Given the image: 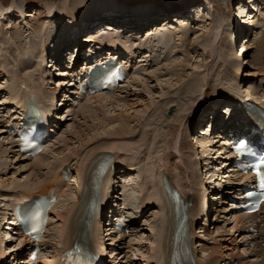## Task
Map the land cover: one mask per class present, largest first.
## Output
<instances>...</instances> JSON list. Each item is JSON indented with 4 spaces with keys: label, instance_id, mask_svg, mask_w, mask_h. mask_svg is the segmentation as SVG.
Instances as JSON below:
<instances>
[{
    "label": "rangeland",
    "instance_id": "rangeland-1",
    "mask_svg": "<svg viewBox=\"0 0 264 264\" xmlns=\"http://www.w3.org/2000/svg\"><path fill=\"white\" fill-rule=\"evenodd\" d=\"M82 1L83 0H0V4L3 6L5 13H7L6 18L0 23V61H5V64H1L0 62V70L2 69V65L7 66L8 68H13L12 71L8 69L6 71H0V100H2L1 102L4 100L6 101V103L3 102L4 104L0 105V130H5V119L7 116L16 114V105H13L10 101L12 95L10 93L11 89L7 88L11 79L15 78V72L17 73L18 71L19 73L25 74L27 71V73H30L31 75L37 73L38 81L41 84H45V87L48 88L49 92L54 88L57 90V85L54 83L56 82L58 84V80L64 79V76L60 77V69L66 67L70 70L69 67L71 66V60H73L76 55H78L79 58L77 62L78 66V64L83 61L86 49L91 45H95V42L87 41V39L93 37L89 36L85 38V42L87 41L85 47L87 48H83L80 51H78L80 46H78L77 49L75 47L66 49L67 52H63V63L59 64L55 63L56 60H54V57L56 56L55 49L57 47L54 44L55 42L53 41V43H51L52 40L49 39L48 41H51L50 44L55 47H52L51 45L48 54L49 57H47L48 59H46L45 64L41 65L44 61L40 63L42 67L40 69L42 71L43 69L47 70V74L42 71L40 72L38 65H35V63H38V58L36 57L37 52H35L36 56L28 53L32 52V43L41 44L44 42L43 40L47 39L45 37L46 33H51L53 37H57L64 31V28L67 27V25H72L74 29L73 15L75 10L77 11L81 8H85L84 10H86L88 14L90 13L91 16L100 13L99 11L102 12V15L100 14L96 17L90 18L89 23H92L96 18H103L106 15L111 16L112 18L121 16L125 13L118 11L121 7H127L131 12L135 9H140V11H142V14L140 15L145 16V18L146 16L155 15L156 12L164 11L160 20L151 22L149 26L141 31H131L128 26H122L120 27L121 30L119 28L117 30V27L110 25V23L108 24L107 21L104 22L106 25V29L104 30L105 34L114 33L113 35L116 39L119 38L127 42L126 45L124 41L121 40V45L123 49L128 50L131 59H134V68L131 71L128 80L120 89L121 91H118L114 96L105 94L103 97L110 98H105V101L103 100L102 103L101 100L97 103L96 100L91 99L90 101L89 99H86L82 104L75 105L73 101H67L64 96L60 97V101H62V104L59 103V112H61V129L57 132L55 141L47 146L46 150L48 149L49 151H45L46 156L48 154L50 159L53 161L55 160L53 165H61L67 160V164H71L73 167L78 168L82 166L88 158L90 159L94 156L92 153L95 148L97 149L113 143H132V147H129L132 148L130 149L131 151L120 152V154H125L124 159L126 158V163L122 164V169L117 167V172H115L111 178L109 177L110 180L107 189L110 188L109 192L114 194V201L118 205H126L128 202L129 205L133 206L134 203L133 207H135V209L132 207V210L128 211L132 213V217H135V214H137L136 208L142 205L143 201L151 203L149 207L153 206L151 212L137 222L136 226L138 229H136L131 236L126 237V242L124 244L125 249L128 246V249L124 251L126 255L124 258V264H146V259L148 257L151 258L152 262L153 257L158 255L159 241L157 231L160 226L159 221L163 211L161 205L156 200L148 201L144 198H147L145 197L147 193L150 194L151 191H156V188L158 187L156 180L159 177L160 169L157 167H159V163H161L159 162L160 157L167 154L166 152L168 150H164V146L169 142V138H165L167 136L166 132H170V124L176 122L174 119L175 117L170 116L169 112L172 108L174 109V112L171 115L180 114L181 116V114H187L188 111H184V113L181 111L178 113V110L181 108V103L185 101L192 106L196 101L195 99L198 97L202 98L200 95L201 91L198 88L202 86V83H205L203 82V79H206L209 82L208 84L218 81V86H223L221 90L224 89V91H227V93L232 95H235L236 92H244L248 94V92L251 91L250 89H254L261 84L264 85V0H255L254 3L251 2L252 5L246 4V11H255V24L247 30V37L235 42L232 41L230 33L233 30L235 21L244 15L240 14L237 16L236 13H234V9L237 7L236 2L238 0H195L194 2L202 7L194 8L190 11L188 19L186 18V14L183 13L184 10L179 8L187 5L185 7L187 9L190 4L189 2H192V0H88L89 2L87 3H82ZM204 1L206 4L208 3V5H210L209 2L212 3L205 9V11L203 10V7H206L205 3L203 4ZM257 5L261 6L259 7V11L256 10ZM175 8L178 10L173 11ZM50 10L54 12L52 14L53 18L50 17V12H48ZM146 10L148 12L151 11V13H148V15L147 13L143 14ZM62 11L66 12L64 17L65 20L60 18ZM104 12L108 13L104 15ZM67 16L69 17L67 18ZM194 18L197 19L194 20ZM128 21L129 19L126 18L123 24L127 25L126 23H128ZM87 23L88 22L85 24ZM99 23L100 22H97L96 24L93 23L91 27L93 28L95 25H99ZM215 29H217V31L220 30L217 35L218 38L214 36ZM176 31L177 33L174 34L173 32ZM162 32H164L166 36L165 38L162 37L160 40L158 38V40H155L154 38L148 37L151 35L150 33L161 35ZM64 34L65 31L62 35ZM99 36H101V34ZM162 41L164 44L160 43ZM229 41L234 45V49L228 44ZM115 45L116 44H111L113 47H115ZM228 45L231 46V50H233L230 53L227 48ZM5 46H8L11 49L14 56V62H12V64L9 60L7 61L3 58H6V53L2 50ZM243 46L246 50L244 53H242ZM161 48L163 52H160ZM237 49L239 50L238 53ZM73 50L76 53L75 56L72 54ZM210 52L213 53L212 57H209L211 54ZM240 54L242 56L239 58ZM238 58L239 60L237 61ZM27 60L30 61L27 62ZM52 60H54V62H52ZM53 64L54 66L51 67ZM1 72L3 73L1 74ZM42 75L44 76V80L42 79ZM232 76L234 77L233 80H237V82L229 81L228 78L232 79ZM45 79L49 82H47L48 84L45 83ZM193 80L195 81L194 83H196V86L193 88L194 91H192V96L189 97L188 95H185V91L181 93L179 86L181 85L183 88L187 83L190 85ZM37 84L40 88V84ZM192 85L193 83L190 87H192ZM185 87L186 90L190 89L187 88V85ZM261 88L264 89L263 86H261L260 89ZM260 92L264 94V91ZM212 98L213 99L210 100L206 107V116L201 119L202 124L199 125L200 128L205 127L209 117L212 118L211 112H214L213 107L216 105V103H214L215 97ZM181 99L183 101H181ZM228 102H230V100ZM131 104H133V108H131ZM197 106L198 105H196L195 108ZM195 108H193V110H195ZM197 110L198 109H196V111ZM121 114L126 118V125L128 124V127L132 130L134 129L135 132L127 133L124 137L112 136L109 134L112 129H114L115 133V131L119 128L121 129V126H123ZM203 132L200 134L204 136ZM195 133L196 128L193 129L192 133L189 134L187 138L190 143L192 142L193 144L194 142V145H197L194 136ZM90 136L92 137L91 141L88 140L91 138ZM3 138H5V136L2 135L0 137V215L7 210V203L10 204L8 198H14L24 190V187L21 184L22 182L27 181L28 184L35 187L36 184L39 183V180L42 181V179H45V176L49 174V171L42 168L43 170L38 171L42 174V176H40L41 174L39 175L40 179H37V177L31 179L36 168L31 167L34 165L33 161L21 159L22 156L20 157L14 152V144L8 143V141ZM212 138L218 140V137ZM65 141L68 143V146ZM219 147L220 146H217V148ZM107 152L116 154L115 150H107L106 153ZM198 155L199 157H202L201 154ZM172 158L173 162L178 161L176 157L173 156ZM127 163H133L134 165L129 166ZM190 163L192 164L190 170L192 173L190 174L192 179L195 180V177L200 179L197 175L198 170L194 172L193 163ZM201 163L203 165V162ZM171 169V179L174 182L175 187L178 189V172L174 168ZM43 172L45 174H43ZM194 183H192V186H196L195 181ZM68 185L69 187H65L67 190L60 197L61 201L52 213V233L44 242L48 245H45L47 248L45 255L48 256L52 255V250H55V247L51 242L55 240V238H58L62 229L58 227L63 224V219H59L60 217H57V215L64 214L66 208L68 207L69 209V206L78 194V185L75 183H70ZM70 187L71 189L68 190ZM146 187L148 190L143 193V190L146 189ZM113 189L115 190L114 192ZM194 190L197 193L196 187ZM128 192L129 195H124V193ZM127 197L130 201L127 200ZM132 197H136V202L132 200ZM217 205V202H214V209ZM197 212L199 213V219L197 220L198 226L196 227V231L199 237H196V241L199 249L198 253H200V259L208 258L209 253L211 252L213 255L215 254L214 257L217 255L218 259L216 264H225V262L226 264H237L240 261L244 264L252 259H247V255L245 259H241V257L237 260H235V258H226L228 255L227 253H239L242 250L240 248L238 251L235 246L236 244L239 246L241 243L239 242L240 238H237L238 234H235V236L233 235L232 224L235 226L236 223H228L229 219H223L222 215L218 217L221 218L218 221V218L216 219L217 213L213 211L210 214L211 218L209 221L212 226H207L209 228V236L203 237V233H200L199 230H202L201 228L204 226L203 221L205 220V217L203 218V214L200 213V211ZM159 213L160 215L158 216ZM156 218L157 225L155 226L157 230L156 232H150V226L148 225L154 224ZM4 230L6 229L4 228ZM5 234L8 236V233L5 232ZM236 239H238L237 241L239 243H236ZM153 241H155L154 244H152ZM10 246L13 247L12 244H10ZM22 252L23 251H21L20 254H22ZM214 263L215 262L212 264Z\"/></svg>",
    "mask_w": 264,
    "mask_h": 264
},
{
    "label": "bare ground",
    "instance_id": "bare-ground-1",
    "mask_svg": "<svg viewBox=\"0 0 264 264\" xmlns=\"http://www.w3.org/2000/svg\"><path fill=\"white\" fill-rule=\"evenodd\" d=\"M89 1H91V0H89ZM89 1L88 0H83L82 3H84V2L87 3ZM211 4L212 3L210 2V5ZM85 5H87V4H85ZM242 6H243L242 12L239 11L240 8L237 9V7H235L234 13H236L237 16H239L240 14H244L239 19V21H242V19L245 18L244 19V22H241V24L244 27V25L248 22L247 21L248 14L250 13V14L253 15V11H250V10H247L246 11V9H245V7H247L246 4H243ZM182 7L179 8V9L185 10ZM84 9L81 8L80 10H77V11L75 10L74 15H73L74 16L73 17V23L75 25L74 26V29H73L72 25H67V27L64 28V31H65V34L64 35H62V33L64 31L62 33H60V35L57 36V37H55V36L53 37L51 35V33H46L45 34L46 35L45 37L47 39L44 38L45 39V40H43L44 42H42L41 44L40 43L39 44L38 43H36V44L35 43H32L31 44L32 52H28V53L30 55H35V52H37L36 53L37 56L36 55L35 56L38 58V63L39 64L38 63L37 64L35 63V65H38V69L42 68L41 65L45 64L46 59H48L47 57H49L48 54H49V51H50L51 45H52V44H50L51 41H48L49 39L52 40L51 43H53V41H54L55 42L54 44L57 47L56 48L57 51H55L56 52L55 53L56 56L54 57V60L58 57L57 58L58 61L55 62V63L62 64L63 63L62 62V57L64 56L63 55V52L64 51L67 52L66 49H69L70 46L72 45V41H68L67 39H71L70 37L73 38L75 35H77V38H80L79 33H78V30L73 35H71L72 32L76 30L75 27H77V26L82 27V24H85L87 21L89 23V21H90L89 19L90 18L96 17V16H98L100 14L102 15V12L99 11L100 13L95 14L94 16H91L90 13L88 14L87 11L84 10ZM175 10H178V9L177 8L173 9V11H175ZM118 11L125 12V13L123 15H121L119 18H116V17L112 18L111 16L106 15L102 19H104V21L105 20L106 21H110V23L113 26L117 27V30H118V28L120 29V27H122L123 25H125V24H123L124 17H129L130 16L132 18L134 16L135 18H132V19L129 18V22H130L131 25L133 24L134 30H136V31H141L143 28L147 27L150 24V22H152V21L160 20L161 15L164 12V11L156 12L155 15L153 14L152 16L150 15V16H148V17L145 18V17H142L141 15H139V14H142V11H140V9H137V10L135 9L134 11L131 12L130 9H128L127 7H121L120 10H118ZM48 12H50V17L53 18L52 14L54 12L51 11V10L48 11ZM167 12H169V11H167ZM65 13L66 12H64V11L61 12V17L60 18L63 19V20H65V18H64L65 17ZM107 13L108 12H106V13L104 12V15L107 14ZM145 13H147V15H148V13H151V11L148 12L146 10V12H144L143 14H145ZM6 15H7V13H5V10H4L3 6L0 4V23L2 21V18L3 19L6 18ZM255 16L256 15H254V17ZM68 17L69 16H67V18ZM193 22H195V21H193ZM93 23L96 24L97 21L95 22V20H93V22L91 23V25ZM236 24H238V23H235V25ZM127 25H129V24H127ZM127 25H125V26H127ZM105 26L106 25H104V24L101 25V26L100 25H97V26L95 25L93 27L94 29L93 30L91 29L93 32L91 31L89 33V35H87V36H91L93 38H90L87 41L95 42V45L94 46H96L99 50H103L104 48H107V46L109 47V45H110V47L112 49L124 51L123 53L126 56H128V50L127 49H123L122 48V45H121L122 41H124V43L126 45H127V42L125 40H122V39H119V38L116 39L115 36L113 35L114 33H107V34H105V32H104V30L106 29ZM86 29L87 28H84V30H86ZM215 30L216 31H214L215 32L214 33V36L217 37V35H218V33H219L220 30L219 31H217V29H215ZM87 31L88 30H86L84 32V34L87 33ZM244 31L246 32V29L245 30L244 29L241 30L240 28H238L236 31H234V33L231 32L230 35L234 37V34L236 32L237 33H241V32H244ZM173 33L176 34L177 31L176 32H173ZM100 34H101V36H99ZM150 34L151 35H149L148 37L154 38L155 40H158V39L160 40V39H162V37L165 38V36H166L164 32H162L161 35H157L156 33H150ZM238 39H239V36L237 37V40ZM80 40H81L80 42H82V44H77L74 47L76 49H77L78 46H80V49L87 48V47H85V44L87 43V41L85 42V40L84 41L82 39H80ZM60 42L62 44H60ZM73 42L75 43L76 42V39L75 40L73 39ZM160 43L161 44L162 43L164 44L163 41L160 42ZM166 43H167V41H166ZM111 44H116V45H115V47H113V46H111ZM228 44H230L232 46V48L234 49V47H233L234 45H232V42L231 41H229ZM64 46H65V48H63ZM231 46L228 45V47H227L228 50H229V53L231 51H233V50H231ZM244 46L242 48V53H244L246 51ZM52 47H55V46L52 45ZM162 48H166V47H162ZM162 48L160 49V52H163ZM2 50H4L3 52L6 53L5 54L6 58L5 57H3V58L5 60H7V61L9 60V62H11V64H12V62H14V56L12 54L11 49L8 46H5V47H3ZM27 51H29V50H27ZM27 51H26V53H27ZM170 51H171V49H170ZM238 51L239 50L237 49V53H238ZM213 52H215V51H213ZM89 53H90V56H94L95 55V53L91 49H90V52ZM210 53H209L210 54L209 57H212L213 53L212 52H210ZM72 54H74L73 56L76 55L74 50H73ZM113 54H115V53H113ZM241 54L239 55V58L242 56ZM214 56H216V55H214ZM239 58L237 59V61L239 60ZM75 59L78 60V55H76ZM75 59H73V61ZM129 59L131 60V57ZM212 59H214V58H212ZM54 60H52V62H54ZM130 60L128 61V63H130ZM29 61L30 60H27V62H29ZM42 61H44V62H42ZM73 61H72L71 64H73ZM0 62H1V64H5V61H3V62L0 61ZM41 62H42V64L40 65ZM243 62H244V59H243ZM241 64H242V62H241ZM52 66H54V64L51 65V67ZM54 68H56V67H54ZM7 69L10 70V71H12L13 68H8L7 66L2 65V69L0 71H6ZM41 71L42 70L40 69V72ZM42 72L45 73V74H47V70H44L43 69ZM59 72H60L59 73L60 74V77L61 76L69 75V73H70L69 72V69H67L66 67L65 68H61ZM2 73L3 72H1V74ZM233 78L234 77L232 76V79L231 78H228V79L231 82H237V80H233ZM42 79L44 80V76L43 75H42ZM203 80H204L203 82H205V83L204 84L202 83V86L200 87L201 89L198 88L201 91V94L200 95H201L202 98H199L197 96L198 98L195 99L196 101L194 103L192 102L193 103L192 106H191L190 103L188 104V102H185V101L181 103V108H180V110H178V113H180L181 111H183V113H184V111H188V113L185 114V115L181 114V116H180V114L179 115L178 114L177 115H170L172 117H175L174 119L176 120V122L173 123V124H170V126H169L170 132L169 131H168V133L166 132V135L167 136L165 138H169V142L166 143V146H164V150L165 149H168L167 152H166L167 154H165L164 156H161L160 157V161L159 162H161V163H159V167L156 166L157 168L160 169L159 170L160 171L159 177L156 180V183L159 185V187L156 188V191H154V192L151 191L150 194L147 193V195L145 196L148 199H150L148 201H151V199L156 200L158 203L161 204V207H162L163 214L161 216V222H160L161 228H160L159 231H157V233H158L159 241L161 243V247L163 249L162 250L163 252H162V256H160L157 259V261H160V260H164L165 259L166 260L165 263H167V261L169 259V255H170L169 254V250H170V245H171V241H172L171 240V236H172L173 231H175V229L177 227V225H176L177 224V219L176 218H177V214L178 213L176 211H174L175 202L173 201V197L170 196L169 191L165 188L164 177L167 176L168 179H169V181L171 182L170 169L171 168L172 169L174 168V169L177 170V172H178L177 175H178L179 181H180V183H179V181L177 179L178 184H179L178 187L182 191L181 194H182V196L184 198V201L185 202H189V201H192L193 202V204L191 206H187V208H186V210H188V212L191 214L190 217H192L191 218L192 221H193L192 223H195V221L199 218V216H198L199 213L197 211H200V213H204V211L206 213V211H209V213H210V211H211L210 210V204H209L210 201H208L209 192L210 191L209 192L206 191L207 188L205 186L206 183L204 181V179L207 178V175H209L208 174L209 173L208 171H206L207 172V175H204V173H205L204 170H205V167L208 165V163L210 164V162H209V160H208L209 158H208V159H206L208 161H207V163H205V165H204L205 167L203 166L202 169H201V167H199V165L201 164V162H203V161H201V158L202 157L204 158L203 155H202V157H199L198 154H201V152L199 153V150H200V147H203V148L205 147V148L209 149V151L212 152V154L214 156L218 153V156H215L217 159L214 160V161H212V163L215 164V162H217V160L223 159L225 157L224 155H225V152L226 151H225V148L222 147V146H225V144H228V142H226V137H224L222 135H215L216 137H219L220 138V139L218 138L219 140H217L216 143L214 142V139L204 138L203 140L206 141L205 143H198V141H197V145H194V142H193V144H192V142L190 143V141H188V138L187 137L189 136V134L192 133L193 129L196 128L197 124L199 122H201L200 119H202L204 116H206V113H207L206 107L209 104L210 100L213 99L212 97H215L214 103H216V104L217 103L218 104L219 103H225L226 101H229L230 100V103H234V105H235V106L234 105H231V106L236 107V106H238V104H241V102L246 101V100L253 99L254 97L256 99L257 98L259 99V94L257 93L258 92V88H260L261 86H264L263 84H261V85L255 87L254 89H250L251 91L249 90L250 92H248V94H246L244 92H241V93L236 92L235 95L234 94L232 95L230 93H227V91H224V89L221 90V88L223 86L222 87H219L218 86V83H219L218 81H214V83L211 82L210 84H208L209 82L206 79H203ZM61 81L62 80H59L58 81V84L56 82L54 83L55 85H57V90H55V88H54L52 91L49 92L48 91V88L45 87V84H41L38 81L37 73H35V75H33V74L31 75L30 73H27V71L25 72V74L19 73L17 71V73L15 72V78L11 79V81L9 83V86L7 87V88H10L11 89V92L10 93L12 95L10 97V99H11L10 101H11V103L13 105H16V108L17 109H19V107L22 106L24 104V102L26 101V98H28V97H35V99H38L39 104L41 106H43L44 108H46L47 109V112H48V108L50 106V102H53V98L52 97L54 96V94H57L58 95L60 93V91L62 89H64V87H63L64 85L61 83ZM47 82L48 81L46 80L45 83L48 84L49 82L48 83ZM194 82L195 81L193 80L192 81V83H193L192 87H190V85L192 83H190V85L188 83L186 84L188 86L187 88H190L188 90H186V87H185L186 85L183 88L180 85L179 86V89H181L180 92L183 93V91H185V95H188L189 97L192 96V93H193L192 91H194L193 88L196 86L195 85L196 83H194ZM37 83L40 84V88L38 87V84ZM71 83L72 84H75L73 82H71ZM122 86H124V85H122ZM263 91H264V89H263ZM114 95H116V93L113 94V96ZM197 95H199V94H197ZM103 96H104L103 94H96V95L91 96V99L96 100L97 103H98L99 100H101V103H102L103 100L105 101V98H108V97H103ZM180 97H181V95H180ZM64 98H65V95H64ZM111 98H113V97H111ZM116 98H118V97H116ZM263 98H264V96H263ZM91 99H89V100L91 101ZM67 100H70V99H67ZM184 100H185V97H184ZM1 101L2 100H0V105H3L4 103H6L5 100L3 101L4 103L1 102ZM181 101H183V100L181 99ZM59 102L62 104V101H59ZM196 105H198V106L195 108ZM58 106H59V103H57L56 107H58ZM130 106H131V108H133V104H131ZM229 106L230 105L227 104V107L226 108H228V109L231 108ZM193 108H195V110H193ZM196 109H198V110L196 111ZM233 111H236V110H231V112H233ZM237 111L238 112L235 115V117H230L229 122H231L232 125L238 124L237 117L240 114H242L243 109H238ZM18 114H20V113H18ZM231 115L232 114H230V116ZM243 115H244V113H243ZM55 117H59V115H56ZM121 118H122V121H123V123H122L123 126H121V129L119 128L117 131H115V133H114V129H112V131L109 132L110 135H112V136L114 135V136H118V137H121V136L124 137V135L127 134V133H130V132L131 133H134L135 132L134 129L132 130L131 128L128 127L129 126L128 124L126 125V123H125L126 118H124L123 115L121 116ZM214 118H215V120L213 121V123L217 124L216 122L219 120V114L217 112L215 113ZM246 119H247V121L249 120L248 117ZM210 120H211V118L209 117L208 122ZM8 121L9 120H7L6 122L8 123ZM246 123H244V125ZM237 127H241V126L237 125ZM208 130H210V129L208 128ZM2 135L5 136V138H3L4 140H7L8 143H10V144H14L13 139L8 136L7 128L5 130H0V137ZM73 135H74V133H73ZM212 135H213V132H211L210 137ZM88 140L91 141L92 140V137L89 138ZM165 142H167V141H165ZM217 143H219V146H221V148H217L216 147L217 146L216 145ZM105 144H107V143H105ZM131 144L130 143H121V144L113 143V144H109L107 146L104 145V146H102L100 148H97V149L95 148L94 151H93V153H92V154H94L93 157H91L92 154L90 153V155H91L90 156L91 157L90 159L88 158V160L86 162H84L82 164V166H80L78 168L77 167H74V170L76 169V173H77V176H78V179H74V180L77 181L78 184H80V182L83 181V184H85L86 186H82V187L79 186V188H78V194L76 195L75 200L72 201V204L69 206V209H68V207L66 208L65 213H64L65 215L64 214H58L57 215V217H60L59 219H63V224L60 227H58V228H62V229H61V232H60L58 238H55V240H53L51 242V244L55 247V250H52V255H49V256L48 255H45L44 256L45 259L44 260H41L43 262V264H53V263H56L58 261V259H59L60 253L63 250H66L67 247H70V246H72L75 243L74 241L80 236V233H81V230H82V219L84 218V216H85V214L87 212V205H88V203L90 201H92L93 198L100 199L101 201L103 200L106 203H108L109 200H112L111 196H113V195H112V193L109 192L110 191V188L107 189L108 182H109L112 174L117 171V168L116 167H119L120 169L123 168L122 164L123 163H126L125 162V159L126 158L124 159V155L125 154H123V153L120 154V152L121 151H126V152L131 151L130 149H132V148H129V147H132ZM66 145L68 146V143L67 142H66ZM13 147H15V151L14 152H16V155H18V156L21 157L22 155L18 153L19 151L17 149V146L14 145ZM47 150H46V152H47ZM105 150L106 151L107 150H115L116 151L115 153L117 155L116 154L114 155L113 161H112V159L109 158L108 155H106L108 152L106 153ZM46 152L41 153L39 156H37L35 158V160L32 159L34 165L31 166V167H36V168H35V173L33 174V176H32L31 179H34L36 177H37V179H40L39 178V175L41 174V172H38V171L43 170L42 168H45L47 171H49V174L47 176H45V179H42V181L39 180V183H37L35 187L34 186H31L30 184H28L27 181L26 182H22L21 184L24 187L23 188L24 190L20 194L16 195V197H14V198L13 197L12 198H8V201H10V204L7 203V205H8L7 210L5 209L6 211H4L2 215H0L1 216V218H0V263L4 259H8L10 257L11 258H15V257L17 258V256H15V255L19 254V252H21V250L23 249V247H25L26 241H30L27 237H25V236L23 237V235L14 236L17 233L16 232L13 233L14 230L11 231L12 229H15V227L12 224L9 225V227L6 228L8 230V236H6V234H5L6 230H4V227L5 226L3 227V225H7L9 223V221L13 220V217H11V213L13 212V209H14V206L16 205V203L17 202H20L22 199L25 201L31 195H34L36 193L47 194V193L50 192V190L52 188H54L53 183L55 181H58L60 183L62 181V167L64 166V163L67 162V160L64 161L61 165H53V162L55 163V160L53 161L52 159H50V157H48V154L46 156V154H45ZM204 152H205V154H204L205 157H208L209 156V153H207L206 151H204ZM59 154H61V153H59ZM173 156L178 159L177 162H173L172 161V159H173L172 157ZM158 158H159V156H158ZM21 159H27L28 160V158L27 157H24V156L21 157ZM151 159H152V157H151ZM147 160H148V158H147ZM190 162L193 163V167H194L193 168L194 169L193 171L196 172L198 170L197 171V175H199V178L201 176L200 179H198L197 177H195V180L192 179V177L190 175V174H192L191 171H190L191 168H192L191 167L192 164ZM221 163H223V162H221ZM224 163H225L224 165H226V162H224ZM107 164L110 166V168H108L107 173L104 176H102L99 173L100 167L103 166V165H107ZM127 164L129 166L134 165L133 163L132 164L127 163ZM212 168L210 170V176H209V178H212V176H211L212 175L211 174V171L213 170ZM2 173H3V171H2ZM43 174H45V173L43 172ZM174 175H175V172H174ZM214 175L217 178L215 180L216 183H217V181H219V179L223 178V176H224V175L222 176L221 173L219 175L216 174V173H214ZM232 175L233 174L230 172L229 175H227L226 177H228V176L231 177ZM40 176H42V174ZM147 176H148V174H147ZM238 176L239 177H242V175H238ZM100 180H101L102 188L100 190H97V189L95 190L94 188H92L93 183H96V182H98ZM22 181H25V180H22ZM194 181L196 182V186H194V185L192 186V183H194ZM209 182L212 183V180H209ZM171 184L174 186V184L172 182H171ZM61 186L62 185L60 184L57 187V189L58 190L61 189ZM195 187H196V190H197V193L198 194L194 190ZM69 189H71V187L68 188V190ZM66 190L67 189H63L62 191L60 190L61 191L60 194H59L60 197L65 193ZM147 190H148V188L146 187V189L143 190V193L145 191H147ZM13 192H14V189H13ZM140 193H142V192H140ZM124 194L125 195L126 194L129 195V192L128 193H124ZM132 198H133L132 200H134L136 202V200H135L136 197L135 198L132 197ZM2 199H5V198H2ZM144 199H146V198H144ZM127 200L130 201L128 197H127ZM140 202H142V201H140ZM224 203H225V200L222 202V204L224 205ZM133 206H134V203H133ZM133 206L129 205L128 202H127V204L126 205H123L121 208H125V211L124 212H128V211H131L132 210V207ZM140 206H146V202L143 201L142 202V205H140ZM11 207H12V211L10 212L9 209ZM133 208L135 209V207H133ZM263 208H264V206H263ZM229 211H230L229 208L225 209L222 212H221V209H219V212H221L223 214L224 213L227 214L226 217H225V219L228 218L229 215H228L227 212H229ZM94 215H95V213H94ZM159 215H160V213L158 214V216ZM218 217H219V214H218ZM260 217L261 216L259 214H253V215H243V214H239L238 216H234V218H231L230 217L232 219V221L235 222L237 225L240 224L244 229L246 227L245 231L248 232L247 233L248 234V237L247 238L248 239H252V241H250V243H254L256 240H259V244H258L259 249L254 250V251H250V253H249V255L251 257H254L255 256L254 257V260H251L252 264H263L264 263V259H263V256H262L263 255V252L262 251H263L264 248L261 246V244L264 242V216H263V219L261 220L263 222V224L260 223V225H259V231L257 233L256 232H251L249 230V228L252 225L253 221L257 222L258 218H260ZM157 218H156V220L153 219L154 220V224H152V225L149 224L148 225V226H150V228H149L150 229V232H153V231L156 232L157 229H156V226L155 225H157ZM3 220H4V222H3ZM131 221L132 222L136 221V218H133ZM51 223H53V217L51 218V222L48 225V230L45 233L44 238L42 239V242L43 243L46 241V238H48V236L52 233L53 227L51 228ZM94 223L96 224L95 220H94ZM150 223H152V222H150ZM229 223H231V222H229ZM203 224L204 225H207L206 222H204ZM141 226H143V225H141ZM146 226H147V224H146ZM94 227L95 228H94V233H93V237H92V242H94V246L97 245V248H98L97 251H99V249H101L100 247L102 246L103 243L99 242V230H98L99 227H98V225H94ZM225 227H226V225H225ZM232 227H233V230L236 229V228H234L233 224H232ZM192 230H193V227H192ZM192 230H191V234H192ZM224 230H225V228H224ZM207 234L209 235V232ZM194 235L196 236V232H194ZM215 241H218V240H215ZM9 243L12 244L13 247L10 246ZM117 243L118 242H116V244ZM154 243H155V241H153L152 244H154ZM193 244H194V242H193ZM217 244H219V243H217ZM46 246H48V245H46ZM104 248H105V245L103 246V249ZM108 248L109 247L105 248V250H108ZM195 251H196V249H195ZM107 254L108 253H106V255ZM116 254H117V252H116ZM209 255H210L209 262L208 263H205V260L204 259H201L202 264H212L213 262H216V259L214 257L215 254L213 255V253L211 252ZM42 256H43V254H42ZM23 259H24V257H23ZM149 259H151V258L148 257V260H146V261H148V264H149ZM18 260H20V259H18ZM23 262H24L23 260L20 261V262L17 261L16 264H21Z\"/></svg>",
    "mask_w": 264,
    "mask_h": 264
},
{
    "label": "snow or ice",
    "instance_id": "snow-or-ice-1",
    "mask_svg": "<svg viewBox=\"0 0 264 264\" xmlns=\"http://www.w3.org/2000/svg\"><path fill=\"white\" fill-rule=\"evenodd\" d=\"M261 164H264V160L261 161ZM256 167H257V174L259 176V187L262 190H264V172L259 171L260 165H256ZM249 195H251V193H249ZM262 195H264V192H262Z\"/></svg>",
    "mask_w": 264,
    "mask_h": 264
},
{
    "label": "water",
    "instance_id": "water-1",
    "mask_svg": "<svg viewBox=\"0 0 264 264\" xmlns=\"http://www.w3.org/2000/svg\"><path fill=\"white\" fill-rule=\"evenodd\" d=\"M173 112H174V109H171L170 114H172Z\"/></svg>",
    "mask_w": 264,
    "mask_h": 264
}]
</instances>
